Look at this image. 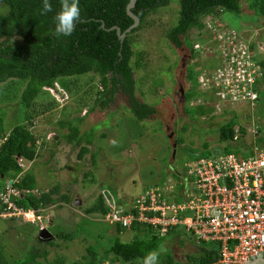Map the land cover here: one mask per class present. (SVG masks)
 Segmentation results:
<instances>
[{
    "label": "rangeland",
    "instance_id": "rangeland-1",
    "mask_svg": "<svg viewBox=\"0 0 264 264\" xmlns=\"http://www.w3.org/2000/svg\"><path fill=\"white\" fill-rule=\"evenodd\" d=\"M176 1L149 15L146 18V25L132 35L136 43L134 50L136 54L141 53L138 58L142 64L134 75L137 79L135 97L140 102L152 105L156 110L148 119L138 120L133 115L128 98L121 91L115 93L113 100L106 107L101 108L100 103L95 104L98 77L94 74L71 78V87L75 92L74 102L70 96L67 99L60 93L53 95L50 93L58 105H51L52 108L47 109L52 98H47L45 93H41L36 99L33 114L38 110H48L45 111L44 117L35 114L36 120L33 123L35 130L42 133L44 146L38 149L40 156L33 162L23 161L25 166L23 170L33 175L34 193L44 192L50 185L59 184L58 195H67L70 202L60 200L56 203L55 213L59 216L53 226L49 220L45 223L44 219L0 215V249L4 259L15 263L27 259L28 254L46 250L48 252L46 259L40 256L36 258L37 261L53 262L56 258H63L64 264H71L86 256L89 246H95L94 237L88 234L95 236L98 230H101L107 239L111 240L118 236L123 241H129L131 230L117 233L115 227L104 224L99 215L91 214L87 217L85 214L84 209L95 201L101 189L109 190L116 200H120V204L124 205L136 201L143 192L142 185H145L143 186L145 189L153 185L154 187L165 185L173 187L171 195L177 199L173 197L171 199L175 203H180L182 179L180 181L178 176L181 178L180 173H186V163L196 159L194 158L196 154L204 150L214 154L217 153V147L223 149L231 147L228 148V152L237 153L247 147L246 142H249L251 137L243 136L237 141H219V126L233 119L238 122L237 126L247 129L246 125L249 124L250 129L255 121L264 120V102H258L254 110H251L247 105L236 107L228 100L223 104L217 99L212 100L214 101L212 104L210 100L207 104L200 95L195 96L193 101L188 99L185 101L186 91L190 87L187 74L190 67L194 71L202 68L201 77L199 75L198 79L203 80V77H206L204 75L206 67L219 63L222 43L219 40L220 43L215 44V39L226 32L230 34H233V31L237 32L236 40L248 42L256 55L263 59L264 19L249 8L248 0H240L239 15L224 12L215 19H205L206 25L202 33L198 34L192 30L187 35L188 39L194 42L193 47L198 53L197 57L192 59L189 47L184 45L176 48L166 38V31L178 18L179 7ZM0 12H4L1 6ZM12 43L21 44L22 40L15 37ZM221 60L225 66L223 57ZM219 80L215 83L218 84ZM17 83L14 85L8 82L0 85V119L3 120L6 129L28 111L20 108V91L23 89V83ZM10 84L14 85L11 90L16 91L13 95L8 89ZM208 84L201 87H209ZM76 94H81L78 96L82 109L77 106ZM259 95L264 97V86ZM200 106L201 109L207 110L206 114L197 112V109L187 113V109ZM92 107L94 109L88 111ZM235 110H238V113L235 114ZM245 116L247 118H244ZM62 121L66 123L63 127L59 125ZM69 126L75 128V132H71ZM67 134L72 137V141L65 139ZM79 139L80 142L76 144ZM85 140H89L90 143L87 144ZM240 142H245V145L236 148V144ZM81 146H86L88 151L82 157H78ZM54 171L58 172L57 178ZM82 218L96 224L94 227L91 224H81L84 227L83 231L80 228L82 232L73 241L65 242L57 238L54 239L55 245L47 244L58 231H76ZM41 227L45 228V234L41 232ZM194 238L190 234V239ZM103 246L102 244L95 246L99 255L103 254L105 249ZM165 247L169 248L175 259L182 262L187 255L200 249L197 243L188 240L182 234L168 239ZM100 264L130 263L116 260L114 254L110 253Z\"/></svg>",
    "mask_w": 264,
    "mask_h": 264
},
{
    "label": "trees",
    "instance_id": "trees-1",
    "mask_svg": "<svg viewBox=\"0 0 264 264\" xmlns=\"http://www.w3.org/2000/svg\"><path fill=\"white\" fill-rule=\"evenodd\" d=\"M173 1L176 0H136L131 12L138 17L139 24L131 29L121 41L116 29L111 28L116 26L122 33L133 24V18L126 11L129 0H79L81 16L76 30L71 37L60 39L53 35L55 30L53 17L60 10L61 0H50L52 11L48 13H42L44 0H0V6L4 9V12H0V85L8 82L14 85L18 84L17 82L23 83L19 105L21 109L28 110L9 129L3 126V120L0 119V190L4 189L9 179H12L13 188L19 191V196L15 198L17 205L24 209L33 208L36 210L53 205L60 200L70 202L67 195H58V185L44 192H32L35 187L33 175L23 170L24 168L18 164L19 159L22 162L33 161L40 156L37 148L44 146L42 133L35 130L33 124L37 114L44 117L45 111H48L38 110L37 113L35 112L36 115L33 114L35 101L41 93H45L47 98H52L47 109H51V105H58L50 95V91H58L56 84L65 90L68 98L72 97L71 100L74 102L75 92L71 87V78L76 79L85 74H94L98 77L94 102L95 104L100 103L101 108L106 107L113 100L115 93L121 91L127 96L129 108L138 120L148 119L155 114L156 110L152 105L140 102L135 97L137 79L134 75L142 67V64L138 58L141 53L136 54L134 50L136 43L132 35L146 25V18L149 15L168 7ZM176 2L179 7L178 18L176 23L166 31V38L176 48L184 45L189 47L192 59H195L198 53L193 47L194 42L187 37L189 32L195 30L200 34L205 29V19H215L224 12L239 15L241 10L240 0H177ZM247 2L249 8L258 17L264 19V0H248ZM207 32L205 31V33ZM15 37L20 38L22 43H12V39ZM218 41L216 38L215 44ZM260 64H264V61ZM210 70H215L214 64L208 65L204 73L212 79L209 89H206L200 86L198 79L203 69L195 71L192 67L188 69L187 80L190 87L186 91L185 101L187 99L193 101L195 96L200 95L207 104L210 103V99L213 104L214 93L224 91V86L217 85L214 78L210 76L212 73ZM14 85L8 86L12 95L15 90L12 91L11 88ZM255 88L258 87L255 86ZM207 90H212L210 91L212 94ZM78 95L81 94H76L77 106L82 109L83 106L80 104ZM7 96L5 95V97ZM216 99L220 100L219 94ZM93 107L89 111L96 108ZM196 109L202 114L207 112L200 106V108L187 109V113ZM65 124V121L59 122L61 127ZM236 124L238 122L233 119L222 123L218 130V140L222 142L233 140ZM68 129L75 132V128L69 126ZM241 130L243 133L244 127ZM65 139L73 140L68 134ZM80 139L76 141V144L80 142ZM85 142L90 143L89 140H85ZM243 144V142L236 144V148ZM228 148L217 147L216 151L228 152ZM87 151L86 146H81L78 157H82ZM207 151L204 150V152L196 154L194 158L212 155ZM178 178L181 181L179 176ZM154 186L148 188L155 189ZM161 186L158 188L166 187L165 185ZM171 193H169L170 199L171 197L177 199ZM127 204L128 202L125 204L126 207H128ZM2 209L3 206L0 203V211ZM107 211L108 208L104 204L101 193L93 203L84 209L87 217L91 214L102 217ZM128 212L136 215V210L133 208L128 209ZM84 223L92 226L96 224L94 221L82 218L76 231H58L47 244L55 245L54 239L57 238H61L65 242L77 239L84 228L81 224ZM113 226L117 233L127 229L131 230V239L123 241L117 236L110 240L101 230L96 232L97 236L90 235V233L88 236L94 237L95 246L104 245L103 254L99 255L95 246H89L88 254L71 264H100L106 260L110 253L114 254L116 260L130 264H142L144 256L151 251L159 252V264H219L217 263V246L212 242L198 241L196 238L190 239L191 233L185 231L181 226H175L166 233H161L147 222L133 221L129 228H124L118 223ZM181 234L188 240L197 243L200 248L195 253L187 255L184 262L175 259L169 248L165 247V242L168 239ZM47 253L46 250L36 251L34 254H28L27 259L13 263L3 258L2 249H0V264H64L63 258H56L53 262L36 260L40 256L46 259Z\"/></svg>",
    "mask_w": 264,
    "mask_h": 264
},
{
    "label": "built area",
    "instance_id": "built-area-1",
    "mask_svg": "<svg viewBox=\"0 0 264 264\" xmlns=\"http://www.w3.org/2000/svg\"><path fill=\"white\" fill-rule=\"evenodd\" d=\"M218 38L225 66L219 70L216 80L220 79L233 100L253 102L256 94L252 85L256 70L261 74L259 66L249 61L245 45L233 36L220 35ZM218 94L223 97L222 92ZM253 125L250 129L249 124L246 125L243 133L241 126L235 127L233 141L243 136L251 137L246 142L247 147L239 152L220 149L186 163L180 203L170 199L173 187L146 188L128 205L136 210L135 215L127 213L130 208L123 207L109 190L104 189L101 194L108 211L100 219L108 225L118 223L124 228H129L133 221L147 222L161 233L181 226L196 240L216 245L219 264H245L264 255V120H257ZM18 164L24 167L21 159ZM12 183L7 182L0 190L3 206L0 215L45 220L37 211L17 205L15 198L19 191Z\"/></svg>",
    "mask_w": 264,
    "mask_h": 264
},
{
    "label": "clouds",
    "instance_id": "clouds-1",
    "mask_svg": "<svg viewBox=\"0 0 264 264\" xmlns=\"http://www.w3.org/2000/svg\"><path fill=\"white\" fill-rule=\"evenodd\" d=\"M51 11H52V4L50 3V0H44L43 7H42V13H48V12H51ZM80 16H81V10H80V7H79V0H61L60 10L53 17L54 24H55V30H54L53 35L57 39L71 37L73 35V33L75 32V30H76V26H77V24H78V22L80 20ZM225 35L233 36L235 38V40H236L238 33L237 32H234V31H233V34H230L229 32H226L224 34V36ZM218 40H220V39L218 38ZM237 41L238 42H241L242 44L245 45L246 50H247V52L249 54V57H250L249 61L252 62L253 65H255V64L258 65L259 68H260L261 74L259 75L257 73V70H256L255 77H254V81H253V85H252V90H253V92H255L256 98H255V100L253 102H250V101L249 102H242V101L241 102H238V101L233 100L232 97H231V95L224 88V91H220V92L223 93V97L220 96V100H217V101L220 104H223L226 100H228L230 102H233V105L236 106V107L241 106V105L243 107V105L244 106L247 105V106H249L251 108V110H254L253 108L255 107V105L258 102H260L259 101V97H261V95H259V93H260V91L262 90V88L264 86V81H263V78H264V64H260V62L263 63L264 58L263 59H260L256 55L255 50L253 49V47L250 44H248V42H246L244 40H241V39H239ZM216 43H220V42H216ZM221 59L222 58H221V55H220V57H219V63L220 64L217 63L215 65V70H211L210 71V72H212L210 74V76L212 78H214V81H216V78L215 77L217 76L219 70L223 66ZM251 69H253V66L250 67V68H248V71L251 72ZM214 74H215V76H214ZM200 77H201V75H200ZM204 80H206V81H204ZM210 80H211L210 77L208 78L207 76L205 78L203 77V80L202 79H199L200 86H203V85L205 86L206 83H209L208 85H210L211 84V81ZM221 83L222 82H219L217 85H220ZM255 86L258 87V88H255ZM56 87H57V90L58 91H56V92L55 91H50L51 95H53V93L54 94L60 93V94H62V96H65L68 99L67 92L65 90H63L62 88H60L57 84H56ZM209 87L207 86L206 89H209ZM207 91L210 94H212L210 92V90H207ZM214 94H215V100H216V98L218 96V92H216ZM235 111H236L235 114L238 113L237 112L238 110H235ZM249 117L250 116H248V118ZM244 118H247V116H245ZM241 127H243V126H241ZM39 148L40 147L37 148V151H38ZM35 159H37V157ZM33 161H31V162H33ZM23 168H25V166ZM182 174H184V173H182ZM182 174H181V179L183 177ZM102 190H104V189H101L100 193L102 192ZM144 190H145V188L142 187V191H144ZM118 202L120 203V201H118ZM125 204L123 206H126ZM56 208H57V205L55 203L53 205H50V206H47V207H44V208H42V207L41 208H37L36 210L33 209V208H28V209H33V210L37 211V213H40L42 215V217L45 218V223H46L49 220V218H50V212L51 211H54L55 212V209ZM104 224H106V223H104ZM106 225H108V224H106ZM110 226H112V225H110ZM44 229L45 228L41 229V231H43ZM142 264H159V252H157V251H151V252L147 253L144 256V258H143Z\"/></svg>",
    "mask_w": 264,
    "mask_h": 264
},
{
    "label": "water",
    "instance_id": "water-1",
    "mask_svg": "<svg viewBox=\"0 0 264 264\" xmlns=\"http://www.w3.org/2000/svg\"><path fill=\"white\" fill-rule=\"evenodd\" d=\"M136 0H129L127 6H126V11H127V14L133 18L134 22L133 24L128 28L126 29V31L120 33V29L116 26H113L111 29H116V32L117 34L119 35V38L121 41H123L125 35L131 30L133 29L134 27H136L138 24H139V19L136 15H134L132 12H131V8L134 7V4H135ZM102 27H104L102 25ZM173 155H174V152H173ZM12 182V180L10 179L8 181V184H10ZM53 218H54V211H51L50 212V218H49V223H51L53 221ZM45 229L43 230V234H45ZM42 232V231H41ZM50 236V235H47V237ZM245 264H264V255H259L253 259H250L247 263Z\"/></svg>",
    "mask_w": 264,
    "mask_h": 264
},
{
    "label": "crops",
    "instance_id": "crops-1",
    "mask_svg": "<svg viewBox=\"0 0 264 264\" xmlns=\"http://www.w3.org/2000/svg\"><path fill=\"white\" fill-rule=\"evenodd\" d=\"M58 172H56V171H54V174H55V176H56V178L58 177V174H57ZM74 179V178H73ZM61 184V183H60ZM63 185H66V184H63ZM54 186H56V185H50V188H46V190L45 191H47V190H49V189H51V188H53ZM58 186H59V184H58ZM143 186H145V185H142V187ZM141 190H142V188H141ZM60 191V190H59ZM59 215H57L55 212H54V218H53V221L51 222L52 223V226H53V224H54V222H56V219H57V217H58Z\"/></svg>",
    "mask_w": 264,
    "mask_h": 264
},
{
    "label": "flooded vegetation",
    "instance_id": "flooded-vegetation-1",
    "mask_svg": "<svg viewBox=\"0 0 264 264\" xmlns=\"http://www.w3.org/2000/svg\"><path fill=\"white\" fill-rule=\"evenodd\" d=\"M259 101L262 103V102H264V97L263 96H261V97H259ZM177 173V172H176ZM182 174V173H181Z\"/></svg>",
    "mask_w": 264,
    "mask_h": 264
}]
</instances>
